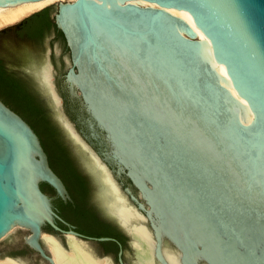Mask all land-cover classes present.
<instances>
[{
	"label": "water",
	"instance_id": "95a60500",
	"mask_svg": "<svg viewBox=\"0 0 264 264\" xmlns=\"http://www.w3.org/2000/svg\"><path fill=\"white\" fill-rule=\"evenodd\" d=\"M35 1L0 0V9ZM46 8L70 49L66 82L88 134L57 116L134 264H264V0L59 1L0 34ZM169 9L191 16L205 39ZM51 66L47 55L37 78L58 108ZM42 184L73 202L38 134L0 99V243L17 245L12 234L23 231L21 244L53 264L44 234L98 254L95 244L114 241L62 230Z\"/></svg>",
	"mask_w": 264,
	"mask_h": 264
},
{
	"label": "flooded vegetation",
	"instance_id": "af4514ba",
	"mask_svg": "<svg viewBox=\"0 0 264 264\" xmlns=\"http://www.w3.org/2000/svg\"><path fill=\"white\" fill-rule=\"evenodd\" d=\"M50 16L54 23L52 11H50ZM22 27L23 24L14 31H6L0 34V61L17 87L24 92L28 101L34 108L40 111L43 119V124L41 126L43 128V137L35 128L34 130L41 138L42 144L44 145L43 140L46 142L48 149L45 145L44 147L48 154L50 165L63 180L73 200V202L66 203L57 196L55 190L49 185H41L42 190L52 198L55 211L62 219V221L57 220V225L64 231H75L88 238L114 239V241L95 244L102 248L99 254L92 249L95 255L99 258H111L112 264H120V243L124 249L122 259L126 264H131L129 261V257L131 256L133 260L132 264H134L135 258L129 245V237L117 224L104 215L96 195L97 188L95 182L88 174V170L84 167V164L75 151L76 144L74 143L73 137L66 131L62 121L57 116V114L62 115L63 113L71 121L81 136L85 137V134H88L86 126L84 125L86 114L82 112L81 100L72 95L66 82L69 72L66 57L70 55V49L67 46L66 39L62 32L56 27L46 30L39 39L31 37L27 33L22 34ZM55 43H57V47L54 46ZM47 55L52 64L51 69L54 91L60 99L58 108L55 107L49 92L46 91L37 78V71L40 70L38 68L44 62ZM2 101L4 100L2 99ZM4 103L6 102L4 101ZM87 141L93 145L92 147L94 150L101 156L104 155V145H101L95 139ZM52 163L60 165L63 173L69 175L71 180L69 183L77 194V201L73 197L68 184L55 170ZM118 182L122 185L124 190L129 187L133 190L134 194H138V190L126 176L119 178ZM50 189L51 192H49ZM128 197L132 202L131 196L128 195ZM61 202L63 204V209L60 205ZM66 207L71 211L79 210L80 212L93 214L99 224L114 229L119 235V238L116 236L97 237L86 234L76 223L70 221L65 212ZM45 230L51 232V228L49 227L45 228ZM54 234L56 235V233ZM62 237L65 236L62 235ZM23 249L24 251L34 253L27 245H24Z\"/></svg>",
	"mask_w": 264,
	"mask_h": 264
},
{
	"label": "trees",
	"instance_id": "16d2710c",
	"mask_svg": "<svg viewBox=\"0 0 264 264\" xmlns=\"http://www.w3.org/2000/svg\"><path fill=\"white\" fill-rule=\"evenodd\" d=\"M50 11H52L51 8H46L34 14L27 20H25V22L23 23L21 33L22 34L27 33L31 37L39 39L43 36V33L46 30L56 27L51 20ZM0 98L1 100L3 99L7 103L6 105H8L11 109L17 112L20 116H22L32 126V128L33 129L35 128L36 131L43 137V128L41 127L43 124V119L40 111L32 106V104L28 101L24 92L17 87V85L14 83V81L12 80L11 76L9 75L8 71L5 69L1 61H0ZM43 142L45 147L47 148L46 142L44 140ZM52 165L55 168V170L66 181L73 197L77 201V194L74 188L71 187V184L69 183V181H71L69 175L63 173L62 167L60 165L55 163H52ZM49 192H51V189L49 190ZM60 205L63 209L62 202ZM65 212L68 218L70 219V221L76 223L79 226V228L86 234L97 237L116 236L119 238V235L114 229L109 227H104L101 224H99L95 216L91 213L80 212L79 210L71 211L67 207Z\"/></svg>",
	"mask_w": 264,
	"mask_h": 264
},
{
	"label": "bare ground",
	"instance_id": "6f19581e",
	"mask_svg": "<svg viewBox=\"0 0 264 264\" xmlns=\"http://www.w3.org/2000/svg\"><path fill=\"white\" fill-rule=\"evenodd\" d=\"M59 1H74V0H38L35 2H30L26 4H20L17 6L3 8L0 9V29L14 24L21 19L25 18L26 16L32 14L33 12L39 11L42 8L53 4ZM140 5L142 6H153L147 2H141ZM169 13L174 16H177L187 22L190 26H192L195 31L197 32L200 39L204 40L205 36L200 32L194 25L193 19L188 14L184 13L181 10L176 9H169ZM219 69V73L223 76H226V69L224 66H218L217 70ZM230 91L236 96L235 91L232 88H229ZM242 101V100H241ZM243 104H246L242 101ZM252 120V116H250ZM44 246L46 247L49 256L52 259L53 264H111L109 258H98L94 255L88 245L73 237L69 236L68 244L69 248H64L63 245L57 241L54 237L50 235H43L42 236ZM112 262V261H111ZM0 264H26L21 261H15L11 259H4L0 260Z\"/></svg>",
	"mask_w": 264,
	"mask_h": 264
},
{
	"label": "rangeland",
	"instance_id": "374dc122",
	"mask_svg": "<svg viewBox=\"0 0 264 264\" xmlns=\"http://www.w3.org/2000/svg\"><path fill=\"white\" fill-rule=\"evenodd\" d=\"M12 236L16 238V242L18 244L17 245H11V244H9L6 241H2L0 243V255H1V258H4L6 256L13 257V258L22 257V258H24L26 260V262H24L26 264H44L43 260L40 259V258H37L34 255V253H30V252L24 251L23 245L21 244V241L24 238L23 231H17L15 233H13ZM89 249L95 255V253L92 250V249H94V247L92 249L89 247ZM94 251L96 252L95 249H94ZM101 259H104V258H101ZM110 263L112 264L111 261H110Z\"/></svg>",
	"mask_w": 264,
	"mask_h": 264
}]
</instances>
